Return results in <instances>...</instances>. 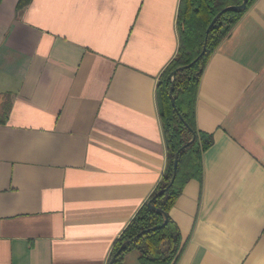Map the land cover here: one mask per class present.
<instances>
[{
    "label": "crops",
    "instance_id": "crops-1",
    "mask_svg": "<svg viewBox=\"0 0 264 264\" xmlns=\"http://www.w3.org/2000/svg\"><path fill=\"white\" fill-rule=\"evenodd\" d=\"M19 3L0 0V264H109L166 169L180 0ZM196 125L214 142L170 212L177 264H264V0L211 56Z\"/></svg>",
    "mask_w": 264,
    "mask_h": 264
},
{
    "label": "trees",
    "instance_id": "trees-1",
    "mask_svg": "<svg viewBox=\"0 0 264 264\" xmlns=\"http://www.w3.org/2000/svg\"><path fill=\"white\" fill-rule=\"evenodd\" d=\"M29 1L20 0L19 8H24ZM256 1L248 0L246 9L225 13L213 25L208 35L205 54L190 68L177 73L173 90L176 103L174 107L170 98L172 72L192 64L200 56L206 43L207 29L217 14L229 6L243 3V0H180L177 17L179 50L161 75L158 85L160 118L167 144V165L160 184L150 198L156 208L168 215L169 221L165 227H161L165 221L164 214L150 209L148 203L145 204L117 240L109 264L122 244L135 237L136 241L113 264H123L124 257L134 251L139 254L140 264L179 262L185 243L180 229L171 219L170 212L191 180L202 181L203 155L214 142L211 135L199 131L196 125V103L201 78L211 56ZM10 108L8 101L0 107V123H6ZM194 136L192 144L180 152L174 183L163 195L154 199L171 183L176 153ZM143 231L148 232L139 236Z\"/></svg>",
    "mask_w": 264,
    "mask_h": 264
},
{
    "label": "water",
    "instance_id": "water-1",
    "mask_svg": "<svg viewBox=\"0 0 264 264\" xmlns=\"http://www.w3.org/2000/svg\"><path fill=\"white\" fill-rule=\"evenodd\" d=\"M247 3H248V0H243V3L241 5H236V6H229L225 9H223L219 14H217V16L213 19V21L211 22L210 26L208 27L207 29V36H206V43H205V46L203 48V51L202 53L200 54V56L190 65L186 66V67H182L178 70H175L174 72H172L170 78H171V81H172V87H171V91H170V98H171V102H172V105L175 107L176 106V103H175V98L173 96V90H174V85H175V80H176V76H177V73L183 69H186V68H190L196 61H198L204 54H205V51H206V44H207V39H208V35L210 33V30L211 28L213 27V25L225 14V13H228V12H231V11H241V10H244L246 9L247 7ZM195 140V136L193 137V139L188 142L185 146H183L175 155V160H174V173H173V178L171 180V183L170 185L165 188L164 190L160 191L154 199L160 197L161 195H163L165 193V191H167L171 186L172 184L174 183L175 179H176V175H177V167H178V160H179V155H180V152L186 148L187 146H190L192 144V142ZM148 206L150 209L152 210H155V211H158L160 213H163L164 216H165V221H164V224L161 226V227H165L169 221V217L166 213H164L162 210L156 208L154 205H153V199L150 200L148 202ZM146 232L148 231H143L139 234V236H142L144 235ZM136 237L133 238L132 240H129L128 242H125L122 244V246L119 248L118 252L116 253L115 257L113 258V260L111 261L110 264H113L115 259L123 252L125 251L129 245H131L132 243H134L136 241Z\"/></svg>",
    "mask_w": 264,
    "mask_h": 264
}]
</instances>
